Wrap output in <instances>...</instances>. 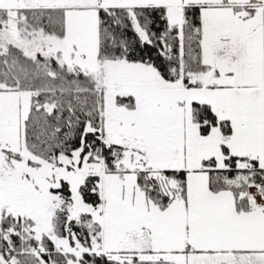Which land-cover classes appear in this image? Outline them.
Listing matches in <instances>:
<instances>
[{"label":"snow or ice","instance_id":"snow-or-ice-1","mask_svg":"<svg viewBox=\"0 0 264 264\" xmlns=\"http://www.w3.org/2000/svg\"><path fill=\"white\" fill-rule=\"evenodd\" d=\"M0 264H264V0H0Z\"/></svg>","mask_w":264,"mask_h":264}]
</instances>
